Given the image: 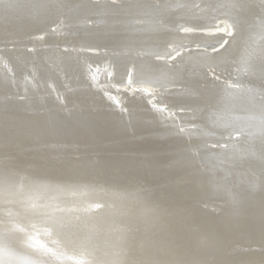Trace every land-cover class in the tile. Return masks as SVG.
I'll use <instances>...</instances> for the list:
<instances>
[{
    "label": "bare ground",
    "instance_id": "1",
    "mask_svg": "<svg viewBox=\"0 0 264 264\" xmlns=\"http://www.w3.org/2000/svg\"><path fill=\"white\" fill-rule=\"evenodd\" d=\"M0 264H264V0H0Z\"/></svg>",
    "mask_w": 264,
    "mask_h": 264
},
{
    "label": "rangeland",
    "instance_id": "2",
    "mask_svg": "<svg viewBox=\"0 0 264 264\" xmlns=\"http://www.w3.org/2000/svg\"><path fill=\"white\" fill-rule=\"evenodd\" d=\"M216 16L217 17H221V18H223L222 19V23H223V25L222 26H226V27H229L230 29H233V26H232V23L228 20V18H226L225 16H221V15H219V13H218V15L216 14ZM217 24L215 25V27L214 28H212V29H210V30H208V33H213V32H215V31H218V34H219V25H218V22H216ZM217 25H218V27H217ZM229 25V26H228ZM188 27V28H187ZM189 29V31H190V29H192L193 27H191V25H189V26H186V27H183V28H181V30L182 31H184L185 29ZM194 29V28H193ZM214 29H215V31H214ZM196 30H198L197 28H196ZM213 31V32H212ZM225 31H227L226 29H225ZM216 33V32H215ZM224 33V32H223ZM230 32H226V34H229ZM222 34V33H221ZM229 36V35H228ZM228 36H226V38H224V40L222 41L221 39H220V37H218L216 40H218V42L219 41H222V45L224 44V42L227 40V38H228ZM223 37V36H222ZM221 46V45H220ZM171 47L172 46H168V51H171L170 49H171ZM218 48H220V47H215V48H211V49H214V50H217ZM207 50H209L210 48H206ZM210 49V50H211ZM90 50V49H89ZM175 56V55H174ZM173 57V56H172ZM207 72L208 73H210V75L211 76H214V75H216L217 73L215 72V70L213 71V70H207ZM131 83H133V82H130L129 84H126V86L128 87ZM225 83H229L228 82V80H225ZM132 85V84H131ZM146 87H147V89L150 91V92H152V93H154V94H156V91H155V88L154 87H151L152 85H145Z\"/></svg>",
    "mask_w": 264,
    "mask_h": 264
}]
</instances>
